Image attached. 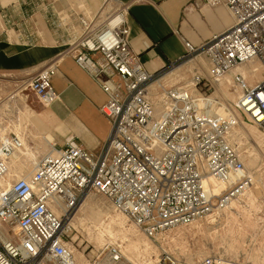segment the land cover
Returning a JSON list of instances; mask_svg holds the SVG:
<instances>
[{"label": "built area", "instance_id": "2783aa9c", "mask_svg": "<svg viewBox=\"0 0 264 264\" xmlns=\"http://www.w3.org/2000/svg\"><path fill=\"white\" fill-rule=\"evenodd\" d=\"M196 5H224L233 24L200 46L185 40L180 63L205 53L206 77L193 85L220 83L243 65L258 60L264 67V0H196ZM127 6H105L93 17H78L66 54L84 68L107 94L101 111L111 123L98 152L68 142L40 155L20 173L11 159L24 148L16 134L0 136V264H78L68 230L83 198L98 192L109 198L149 237L208 217L220 218L232 202L254 185L230 137L243 115L264 130V79L255 84L233 73L239 91L234 106L215 110L214 99L187 86L163 87L157 101L151 86L164 69L150 72L128 40ZM103 13H105L103 15ZM178 62L169 66H175ZM168 68V67H166ZM54 65L38 71L29 88L48 105L58 99ZM198 91V88H196ZM217 102V101H216ZM213 180L226 187L215 193ZM119 246L108 247L117 263ZM165 264H178L169 254ZM201 264H250L208 256Z\"/></svg>", "mask_w": 264, "mask_h": 264}, {"label": "rangeland", "instance_id": "374dc122", "mask_svg": "<svg viewBox=\"0 0 264 264\" xmlns=\"http://www.w3.org/2000/svg\"><path fill=\"white\" fill-rule=\"evenodd\" d=\"M260 65L261 63L255 60L254 64L248 63L241 68L250 71L255 66L261 68ZM180 66L183 69L180 75L169 76ZM261 69V75L247 77L250 83L255 84L264 78V67ZM209 72L210 63L204 54L178 62L175 66L165 68L158 79L153 81L151 95L158 101L163 87L189 86L196 95H201V92L209 95L214 99L215 110L218 108L225 112L224 107L234 106V97L239 93L233 85V73L223 77L220 83H207L203 87L193 85L196 75L206 77ZM241 117L246 121V126L254 130V134L238 126L237 136L234 138L236 126L230 141L239 153L243 152L245 157L242 155V159L247 168L254 172V185L250 190L258 188L261 191L256 199L245 194L240 197V201L234 200L239 206H230L220 218H204L149 237L105 195L98 192L88 193L81 201L76 218L68 230L69 245L75 251L74 254H77L76 257L74 255L77 263L111 264L108 260V247L117 245L122 258L112 264H165V254L174 256L178 264H201L203 259L212 255L244 260L250 264H264V130L245 116ZM49 120L47 106L31 91L27 79L16 72L0 70V129L3 128L1 133L19 135L24 140V148L40 151L39 157L50 149L44 139L48 133ZM23 154V151L19 150V158L16 156L11 159L12 167L20 173L33 167ZM111 216H121L124 220L114 224L115 232L118 231L116 236L112 238L107 235V239L101 243L97 240V226L107 224ZM211 218L215 221L211 222ZM195 224H200L202 229H197ZM0 229L12 234L1 221ZM179 229L183 231L182 235L177 234ZM134 242H137L138 246L130 250L129 245Z\"/></svg>", "mask_w": 264, "mask_h": 264}, {"label": "crops", "instance_id": "0c3cea01", "mask_svg": "<svg viewBox=\"0 0 264 264\" xmlns=\"http://www.w3.org/2000/svg\"><path fill=\"white\" fill-rule=\"evenodd\" d=\"M195 1L0 0V70L16 72L29 84L38 71L56 67L52 83L59 97L46 105L50 118L46 145L72 142L96 153L111 132V123L101 111L107 94L66 54L69 35L79 28V16L93 17L104 6L105 13L127 6L130 45L146 68L156 73L180 62L186 53L185 40L200 46L232 26L227 7L198 6Z\"/></svg>", "mask_w": 264, "mask_h": 264}, {"label": "bare ground", "instance_id": "6f19581e", "mask_svg": "<svg viewBox=\"0 0 264 264\" xmlns=\"http://www.w3.org/2000/svg\"><path fill=\"white\" fill-rule=\"evenodd\" d=\"M255 63V61H252V62H250V65L251 64H254ZM261 66V65H260ZM261 68H262V66H261ZM259 66H255V67H252L251 68V70H250V72L249 71H247V69H245V68H241V67H239V68H237V69H235L234 71H233V73H235V72H241L243 75H245L246 77H249L250 75H252V76H258V75H261L262 74V69H261ZM180 69H182V66H180V67H177L176 68V70L172 73L171 72V74L172 75H175V74H177L178 73V71L180 70ZM171 75V76H172ZM264 79V78H263ZM262 80V79H261ZM239 94L240 93H238L235 97H234V101L236 102L237 101V99H238V97H239ZM216 111H218L219 113H224V112H222V111H220L218 108L216 109ZM226 111V110H225ZM24 115L25 116H28V114L27 113H24ZM238 126L240 127V128H242V129H244V130H246V131H249V133H253L254 134V130H252V128H250V127H248V126H246V121H244L243 119H242V117H240L239 118V121H238V124H237V127L235 128V131H234V138L237 136V128H238ZM264 135V134H263ZM47 142H48V140H46ZM258 142V141H257ZM259 146L260 147H262V145L261 144H259ZM240 148V147H239ZM21 151H23V155H25L26 157L25 158H28V160H30V162H31V164H34L36 161H37V158H38V155H39V152L40 151H35L34 149H27V148H22V149H20ZM240 151H241V149H240ZM27 152L28 153H30L29 155L27 154ZM34 152V153H33ZM18 153V154H17ZM17 153H15L14 155H13V157H16L17 156V158H19V151L17 152ZM240 154H241V156L243 155V152L241 151L240 152ZM244 156V155H243ZM245 157V156H244ZM15 171H18V170H15ZM213 183H214V185H213V189H214V192L215 193H220L225 187H226V184L223 182V181H215V180H213ZM261 191L260 190H258V188H256L255 190H250L249 192H247L246 193V195L249 197V198H253V199H256L257 198V196H258V194L260 193ZM88 199V198H87ZM87 199L84 201V203L87 201ZM238 201H240V198H238L237 199ZM231 206H234V207H237V206H239L238 204H237V202L236 201H233L232 202V204H231ZM78 211H79V208H78V210H77V212H76V214L74 215V218L72 219V221H71V224H73V220L76 218V215H77V213H78ZM122 220H124V218H122L121 216H118V217H114V216H111L110 217V220H109V222L107 223V224H105V223H103V224H101V225H99V226H97V228L99 229V232L97 233V240L99 241V242H103V241H105L106 239H107V235L108 236H110V237H115L116 236V234L118 233V231L117 232H115V227H114V224L116 223V222H121ZM211 222H214L215 221V219L214 218H211V220H210ZM82 222V221H81ZM199 222V221H198ZM208 222V221H207ZM195 227L197 228V229H202V227L200 226V224H195ZM178 229V228H177ZM192 229V228H191ZM197 231V230H196ZM177 232V234H179V235H182V233H183V231L182 230H177L176 231ZM190 232V231H189ZM201 232V231H200ZM180 237V236H179ZM138 246V244H137V242H134V243H130V245H129V249L130 250H132V249H134V248H136ZM72 250V252H73V254L75 253V251L73 250V249H71ZM75 255V257L77 256V254H74ZM79 258H80V260H81V258H82V255H80L79 256ZM79 260V262H82V261H80ZM111 264L113 263V262H110ZM78 264H83V263H78Z\"/></svg>", "mask_w": 264, "mask_h": 264}]
</instances>
